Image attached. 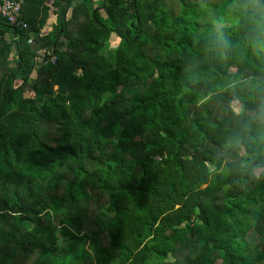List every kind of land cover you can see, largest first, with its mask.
I'll return each mask as SVG.
<instances>
[{"label":"trees","instance_id":"obj_1","mask_svg":"<svg viewBox=\"0 0 264 264\" xmlns=\"http://www.w3.org/2000/svg\"><path fill=\"white\" fill-rule=\"evenodd\" d=\"M48 1L0 16V264H264V157L228 147L264 89L243 29L225 55L205 0H52L42 35Z\"/></svg>","mask_w":264,"mask_h":264},{"label":"clouds","instance_id":"obj_2","mask_svg":"<svg viewBox=\"0 0 264 264\" xmlns=\"http://www.w3.org/2000/svg\"><path fill=\"white\" fill-rule=\"evenodd\" d=\"M211 23L225 55L232 47L226 31L229 28H236L243 29L248 46L255 54L264 58V0H226V6L222 11L211 12ZM247 83V80L239 78L233 81L231 87ZM248 90L257 95L256 87L250 86ZM237 107L239 111L236 115L244 116L246 112L248 113L243 131L249 133L251 138L246 143L244 136L238 135L229 141L228 147L235 148L240 154L241 166L248 167L255 164L256 156L264 157V89H260L255 108L250 112L242 105ZM253 125L256 133L254 136L251 135ZM256 167L257 174L264 173V159H261Z\"/></svg>","mask_w":264,"mask_h":264},{"label":"rangeland","instance_id":"obj_3","mask_svg":"<svg viewBox=\"0 0 264 264\" xmlns=\"http://www.w3.org/2000/svg\"><path fill=\"white\" fill-rule=\"evenodd\" d=\"M192 1H199V0H192ZM205 3H208L209 5L204 7L205 15L200 17L198 22H199V24L205 23L206 25L210 26V24H212L211 23V12H213V11H215V12L222 11L225 8V6H226L225 5L226 4V0H205ZM163 4L165 6H163V5L162 6L164 7V9L168 13V15H169V13L172 14V15L173 14L176 15L180 11L179 3H177L174 0H163ZM101 14H102L103 17L106 16L104 11H103V9L101 10ZM116 42H117L116 37H113L112 39H110L109 48L110 47H114L116 45ZM17 82L19 83L20 81L17 80L16 84H17ZM24 95L26 96L27 93L25 92ZM28 96H29V94H28ZM234 106H235V108L237 110L238 107H237L236 103H235ZM81 247L86 248V250H88V243L87 242L82 243ZM88 252H89V250H88ZM88 252L85 254V257L83 259L78 260V261H74L72 264H96V255L90 254ZM217 264H223V262L219 261V262H217Z\"/></svg>","mask_w":264,"mask_h":264},{"label":"built area","instance_id":"obj_4","mask_svg":"<svg viewBox=\"0 0 264 264\" xmlns=\"http://www.w3.org/2000/svg\"><path fill=\"white\" fill-rule=\"evenodd\" d=\"M25 0H0V16L3 17L8 25L20 29H28V23L22 16V6ZM28 43L32 42V33H29ZM56 56L52 50H47L45 62L54 63Z\"/></svg>","mask_w":264,"mask_h":264},{"label":"crops","instance_id":"obj_5","mask_svg":"<svg viewBox=\"0 0 264 264\" xmlns=\"http://www.w3.org/2000/svg\"><path fill=\"white\" fill-rule=\"evenodd\" d=\"M51 2H52V0H49L48 3H47L49 5L48 9H47L48 15H47L46 23H45V25L43 26V28L41 30V34L42 35H46V34L50 33L52 31V29H53V26L57 22L58 9H57L56 6L51 4ZM74 4H75V2H73V5ZM70 9H71V7L67 10L68 15L70 13ZM12 34L14 35L15 33L12 31ZM10 36L11 35L9 33L5 34V38L8 39V40L10 39ZM65 43H66V39L59 35V37L55 40L54 48L56 47L57 49L61 50L65 46ZM50 50L53 51L52 48ZM42 52H43V50H41L39 52V56L36 58L35 65L41 63V59H42V55H43ZM34 76H35V72L32 71V73L29 74V79L24 81V83H23V88H24L23 97H28V94H29V92L31 90V87H32V79L34 78ZM25 92L27 93L26 96L24 95Z\"/></svg>","mask_w":264,"mask_h":264},{"label":"water","instance_id":"obj_6","mask_svg":"<svg viewBox=\"0 0 264 264\" xmlns=\"http://www.w3.org/2000/svg\"><path fill=\"white\" fill-rule=\"evenodd\" d=\"M14 31V30H13ZM14 33H15V31H14ZM53 48H54V45H53Z\"/></svg>","mask_w":264,"mask_h":264}]
</instances>
